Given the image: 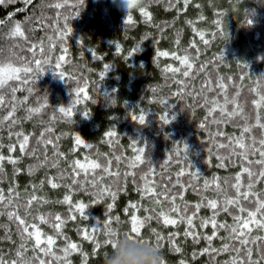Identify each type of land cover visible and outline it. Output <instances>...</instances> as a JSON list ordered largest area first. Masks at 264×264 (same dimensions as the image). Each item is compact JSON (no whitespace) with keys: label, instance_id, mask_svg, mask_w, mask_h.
<instances>
[{"label":"trees","instance_id":"trees-1","mask_svg":"<svg viewBox=\"0 0 264 264\" xmlns=\"http://www.w3.org/2000/svg\"><path fill=\"white\" fill-rule=\"evenodd\" d=\"M55 3L66 7L55 8L52 6ZM17 24L21 25L26 39L10 35ZM61 33H65L62 42L58 39ZM48 37H52L51 41ZM40 43L46 53L52 46L51 63L43 65L44 71L32 79L31 94L20 86L21 91L15 95L17 101L24 103H17L16 112L0 126V156L3 157L0 195L5 201L12 200L10 206L0 207V259L4 264L13 261L19 264L18 252L29 264H38L36 256L47 264H103L111 247H104V235L97 234L102 246L95 248L92 227H101L111 220V227L122 234L130 230L132 215L144 220L149 215L157 216L160 211L170 219H177V224L164 225L162 219L154 218L144 223L141 235L154 246L153 230L163 237L160 252L164 264H181V261L183 264H226L230 261L234 252L212 253L211 249L219 250L225 243L239 247V243L227 239L228 230L213 229L210 224L205 228L201 221L216 211L217 224L233 225V216L246 218V213H239L235 206H229L227 212L221 210L223 194L217 210L204 206L206 199H217V194L204 190L203 185L205 180L218 178L228 196H234V189L224 182L234 183L233 178L241 172L242 158L231 156L230 149H219L216 145H227L229 138L239 137L244 121L236 117L219 125L212 123L213 118L220 119L219 111L210 117L208 113L213 105L205 106L203 98L216 99L217 92H209L208 88L215 89L217 84L224 83L230 98L240 93L237 104L250 124L255 123L257 113L264 122V105L257 108L254 104L264 95V0H187L186 3L185 0H141L140 6L128 12L119 11L112 0H31L30 3L13 0L0 4V49L5 58L12 48L21 57L31 59L27 49ZM161 52L169 55H159ZM177 55L189 57L192 64L189 77L183 76L186 66L174 58ZM60 56H64V60L57 68ZM105 64L111 67L102 77ZM177 68L180 71L169 70ZM59 73H64V79L59 78ZM81 87L85 88L86 95L81 93L77 97V89ZM11 99V95L5 96L6 101ZM37 101L46 103V107L29 118L27 109L38 107ZM70 106H74L71 121L58 112L60 107ZM233 107L236 105H229V110ZM10 110L5 107L0 111V119ZM140 114L146 117L144 125L131 118ZM165 115L168 123L160 119ZM48 128H51L50 133L46 132ZM109 132L116 135L109 137ZM16 133L29 136V144L23 152ZM41 133H45L43 140ZM77 136L84 144L77 145ZM250 136L260 139L264 129L255 128L246 134V142ZM48 140L52 143L47 144ZM86 144L92 147H85ZM185 144L187 153L183 152ZM11 146L14 151L9 150ZM133 147H145V159L150 165L146 163L136 169L127 166L125 160L134 155ZM177 148L181 150L180 157L175 156ZM85 156L102 166L109 160L114 161L111 170L122 174L119 182L107 175L101 182L102 187L111 186L114 197L106 194L98 199L90 194L91 190L69 191L71 164L76 160L84 163ZM116 156L125 159L117 163ZM169 156L172 161L165 166ZM221 156L223 161L218 158ZM257 158L251 157L252 160ZM149 167L156 170V175L150 177V186L157 193L169 187L170 176L176 177L183 171L180 180L185 187L175 190V203L181 210L187 204L188 215L196 212L195 205H201L193 219L194 227L189 228L186 221L181 222L176 213L170 212L172 205L168 201L161 198L157 203L142 190L143 181L139 177L145 175ZM253 170L260 171V166L253 165ZM62 172L63 179L60 178ZM133 172L134 176L123 175ZM193 172L199 176L193 177ZM78 179H83V174ZM242 179L246 184V174ZM51 183L58 187H51ZM252 191L264 193V178L254 184ZM66 195H71L73 205L85 204L87 219L79 213L75 220L70 219L69 205L63 203ZM33 196L36 200L28 206L27 201ZM133 204L137 207L132 208ZM242 204L254 210L253 205L244 201ZM149 209L155 212L147 211ZM9 211L28 225L35 223L41 239L52 235L56 239L53 246L56 255L64 257L59 250L66 243H76L77 249L60 261L34 251L35 237L25 239L23 226L15 218H9ZM41 215L47 223L39 221ZM56 215L65 220L59 237L54 228ZM84 229H88L89 239L83 238ZM188 231L193 235H186ZM214 231L216 236L209 242L205 237ZM170 235L180 252L174 250ZM257 235L264 236V230L253 226L252 236ZM21 244L27 251L21 249ZM249 246L253 247V259H260L262 250ZM206 248L208 252L204 251Z\"/></svg>","mask_w":264,"mask_h":264},{"label":"snow or ice","instance_id":"snow-or-ice-1","mask_svg":"<svg viewBox=\"0 0 264 264\" xmlns=\"http://www.w3.org/2000/svg\"><path fill=\"white\" fill-rule=\"evenodd\" d=\"M5 2H13V0H0V4H3ZM25 2L30 3L31 0H25ZM187 0H185V3ZM137 3V0H126V4L128 8H132ZM55 8H65L66 5H63L61 3H55ZM147 15V13H145ZM130 19V18H129ZM248 23H251V20L248 21ZM43 27V25H42ZM65 29L67 32H70L71 29L67 28V25H65ZM56 31H59V29H56ZM11 36H19L21 38H25L24 33L21 31V25L17 24L14 28V30L10 33ZM65 33H61V35L58 37L59 41H63ZM48 39L51 41L52 37H48ZM201 39L203 40V36H201ZM207 43V41H204ZM15 47H19V45H15ZM118 48V46H117ZM23 51V49H21ZM119 50V48H118ZM27 51L31 55V59H27L26 57H21L18 53L13 51L12 48L9 49V56L5 58L3 56V49H0V111H3L5 107L10 108L11 110L8 112V115L0 119V126L4 124V121L9 120L13 113L16 112V104H23L24 101H17L16 99V93L21 91V87H23V90L31 94L32 89L29 87V85L32 82V79L35 77V75L41 73L44 71L43 65H49L51 63V56L50 53L52 51V46L50 45L49 49L46 50L43 46V43H40L39 46L36 44H32ZM138 51V49L133 50ZM159 55L162 56H168L169 54L167 52H161ZM39 56V58H38ZM176 60L180 61L182 65H185L186 68L183 71L184 77L190 76V69L192 68V64L189 63V57L185 55L183 58L180 56L174 57ZM64 60V56H60L56 61V67L59 68L60 61ZM34 65V67H33ZM110 65L105 64L104 65V72L101 73V76L105 73H107L110 69ZM170 71H180L179 68L177 69H169ZM59 78L64 79V73H59ZM209 85H211V81H209ZM234 87V86H233ZM209 92L216 91L217 92V98L216 99H209L207 97H204V104L205 106L213 105V107L210 108V111L208 115L211 117L217 110L220 114V119L213 118L212 123H215L219 125L220 123L226 122L230 119L239 117L242 121H244V126L242 128V133L239 137H232L229 138V143L227 145L221 143L217 144L216 147L219 149H230L231 156H237L238 158H242V164H241V172H239L234 178V183H229V181H225L224 183L227 184L231 189H234V196L229 197L225 189L221 187V184L218 180V178H213L212 181L205 180L204 181V190H212L217 194V199H206V202L204 206L212 209L217 210L218 209V200L221 194H223L224 199L220 202L221 204V210L227 212L229 210V206H235V208L238 209L239 213H246V218L243 215H235L233 216V225H227L224 223L217 224L216 221V215L218 214L216 211L213 212V215L205 220L201 221L202 227H208L210 224L213 229H225L228 230L229 236L227 239L236 241L239 243V247H236L235 244L229 245L228 243H225L223 248L217 250L215 248L211 249L212 253H218V252H234L235 256L230 261H227L226 264H262V261H264V236H252L253 232V226L256 229L264 230V193H257L252 191L253 186L256 182H258L261 178H264V136H262L260 139H257L255 136H250L246 142L245 135L251 133L255 128L264 129V122H262L261 116L257 113L255 118V123L250 124L248 122V117L243 113V109L237 104V98L240 95L239 92L236 93V95L232 98H230L227 94V86L224 83H219L216 85V88L213 89L212 87L208 88ZM81 93H85V88L81 87L77 89L76 95L77 97L80 96ZM259 95V93H257ZM6 95H11V100H5ZM191 95V93H189ZM27 99V98H25ZM222 99V103H221ZM78 103V101H77ZM37 104H39L38 107H32L28 108L27 112L29 115V118L33 114H38L42 111L44 107H46V103H40L37 101ZM254 104L257 108H260L262 105H264V95L260 96V99L258 101H254ZM229 105H236V107H233L231 110H229ZM73 107H60L58 109V112L62 114L64 118H68L69 121H71V117L73 116ZM85 116H87V113H84ZM134 121L138 119V123L140 125H144L146 122V117L144 114H140L138 117L136 115H132L131 117ZM174 118V117H173ZM161 120H163L165 123H168L167 116H161ZM13 124H15V121H12ZM203 127V125H202ZM46 132L50 133L51 128L46 129ZM109 137H113L116 135L115 132H109L107 133ZM221 135V133H217V136ZM17 139L19 141V147L20 150L23 152L27 148L29 144V136L23 133H16ZM45 136V133H41V140H43ZM41 141L38 140L37 143L39 144ZM47 144H51L52 141L48 140L46 141ZM76 143L77 145L84 144V141L81 139L80 136L76 137ZM135 143V142H134ZM258 145V146H257ZM85 147L91 148L92 146L90 144H86ZM10 151H14V146H11L9 148ZM239 150V151H238ZM134 155L128 159L125 160V163L129 168L136 169L137 167L149 164L150 162L145 159V147H133L132 149ZM188 149L184 147L183 152L187 153ZM175 156L180 157L181 156V150L177 148L175 150ZM229 157V159L231 158ZM252 156H257L258 158L255 160H252ZM223 161L224 157H218ZM3 157L0 156V160H2ZM47 157H45V162H47ZM125 158L122 156H116L115 162H120L121 160H124ZM172 161V156H169L168 160L165 161V166L170 164ZM114 161L109 160L107 161V164L102 166L100 163H98L96 160L92 159L89 156H85L84 163H81L79 160L73 161L71 164L72 173H71V183L67 185L69 188V191H83V192H90L91 195L97 197L98 199H102L106 194L109 196H115V193L112 192L111 186H101V182L104 180L105 175L109 177H115L117 183L119 182V178L122 175L118 170L116 172H113L111 170V165ZM253 165L260 166V171H254ZM55 167L56 165L53 164ZM223 166V164H221ZM96 170H100V173L104 174H98ZM83 174V179H78V177ZM246 174L247 176V183L243 181L242 177ZM123 175H135V173H124ZM156 175L155 168L149 167V171L143 175L140 176L139 179L143 181V191L146 194L151 195L156 199L157 203L161 202V198L163 200L168 201L172 207L169 209L170 212H174L178 215L181 222L187 223L189 228L194 227L193 219L199 212V209L201 207L200 204L195 205L196 212L192 213V215H188V208L189 206L185 204L183 206V210H181V207L176 205V199L177 196L174 194L175 190L177 188L183 189L185 185L181 182L180 177L184 175L183 171L177 174L176 177H169V187L164 188V190L160 193H157L155 191L154 187H151V181L150 177H153ZM193 177H198L199 174L196 172L191 173ZM65 174L62 172L60 178L63 179ZM173 180H175V183H173ZM51 187L56 188L58 185L56 183H51ZM246 189V190H245ZM180 199H183L181 196ZM36 200V197L33 196L30 200L27 201L28 206H31L33 201ZM242 201L247 202L248 204H251L254 206V210H248L246 209ZM64 204L69 205V212L72 213L70 216L71 220H75L77 218L76 213H79L80 216L87 219L85 216V204L83 203H77L73 205L71 195H66L63 199ZM12 204V200L8 199L5 201V198L3 195H0V207L4 206H10ZM112 205H109V208H111ZM132 208H136L137 206L135 204L131 205ZM147 211L155 212V209H149ZM260 216L258 219L257 216ZM7 215L9 218H15L19 221V224L23 226L22 229V235L26 233L25 239H32L35 237V247L34 251H38L40 253H43L45 257H52L54 261H60L62 258L66 259L67 255L76 250L78 245L76 243H66V246L60 249L59 251L64 253V257L56 255V252L53 250V246L56 244V239L52 235H48L46 239H41V232L40 229L37 227L35 223L28 225L25 223L24 219H21L19 215H17L13 211L7 212ZM162 219L164 225H176L177 219H170L169 216L163 212L160 211L157 216L149 215L144 218V220H140L137 218L136 215L131 216L130 220V230L126 233L129 237H135L138 240L145 241L150 245H153L152 241L144 240L142 238L141 232L142 227L146 221H151L153 219ZM39 221L41 223H47L45 216L41 215L38 217ZM54 228L56 231L57 237L62 235L61 232V226L65 224V220L61 218L60 215H56L54 217ZM118 221V218H117ZM112 221L108 220L106 221L101 227H92L91 232L93 233L91 239L92 242L95 245L96 249H99L102 245L101 242L97 238V234L104 235L105 239L103 241V246L107 247L110 246L112 248V240L113 237H118L121 235L119 230H114L111 227ZM32 229V230H30ZM84 239H89L88 235V229H84ZM153 234L155 235V247L157 250H161L163 237L155 233V230H153ZM188 236H192L193 233L191 231H188L185 233ZM216 236V231L213 232L212 235L206 236L205 239L211 242L214 237ZM65 241H67V237H64ZM169 239L173 241V246L175 245L174 238L170 235ZM255 246L258 250H262V255L260 259L254 260L253 259V247L249 246ZM21 249L24 251H27L25 246L21 244ZM174 250L176 252H180L179 247L174 246ZM205 252H208L209 249H205ZM18 257H21L19 264H29V262L24 261L22 259L21 253H17ZM36 261H38V264H47V262L43 259H40L39 256L34 257ZM0 264H4V261L0 259ZM12 264H18L17 261H13ZM181 264H183V261H181Z\"/></svg>","mask_w":264,"mask_h":264},{"label":"clouds","instance_id":"clouds-1","mask_svg":"<svg viewBox=\"0 0 264 264\" xmlns=\"http://www.w3.org/2000/svg\"><path fill=\"white\" fill-rule=\"evenodd\" d=\"M185 147L188 148L187 144ZM103 264H164L161 252L154 245L122 233L113 237L110 253Z\"/></svg>","mask_w":264,"mask_h":264},{"label":"rangeland","instance_id":"rangeland-1","mask_svg":"<svg viewBox=\"0 0 264 264\" xmlns=\"http://www.w3.org/2000/svg\"><path fill=\"white\" fill-rule=\"evenodd\" d=\"M112 1L114 3V7H116L119 11L121 10L123 12H128L134 7L137 8L138 6H140V2H141V0H137V3L135 4L134 7L128 8L126 4V0H112Z\"/></svg>","mask_w":264,"mask_h":264}]
</instances>
